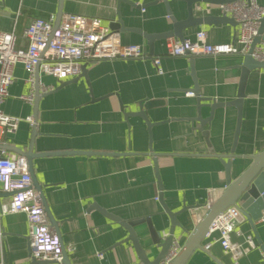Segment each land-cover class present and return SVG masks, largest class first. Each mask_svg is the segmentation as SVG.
<instances>
[{
    "label": "crops",
    "instance_id": "0c3cea01",
    "mask_svg": "<svg viewBox=\"0 0 264 264\" xmlns=\"http://www.w3.org/2000/svg\"><path fill=\"white\" fill-rule=\"evenodd\" d=\"M127 1L63 0L62 4L64 13L96 17L108 27L122 20L124 26L118 31L123 44H140L146 57L90 62L86 70L88 79L74 76L60 88L67 80L39 72L41 83L54 88L43 94L38 105L35 152H123L116 156L51 153L34 157L32 161L33 174L42 185L56 219V225L49 219L51 228L60 235L65 247L74 246V250L67 251L70 264H141L130 241L117 244L129 232L98 208L122 220L141 221L134 230L143 245L148 242V226L164 234L168 232L170 218L157 199L159 184L150 146L159 153L157 160L165 202L173 211L184 203L190 207L188 212L192 218L184 222V229L177 226L175 230L174 242L180 246L205 214L207 204L227 187L225 165L209 151L199 128L204 126L209 131L215 154H227L234 143L238 108L227 105L211 114L212 108L206 105L209 102L201 101V107L199 97L218 102L235 99L244 56L171 57L165 54L167 38H156L150 53L145 34L171 30L173 21L168 8L161 0ZM169 4L175 18L186 19V9L177 11L179 4L185 8L184 3L169 0ZM219 5L206 3L199 7L196 4L194 16H221ZM58 9L59 0H0V29L14 31L17 46L26 48L28 40L23 34L30 21L51 17L56 20ZM237 28L238 25L228 22L201 24L183 33L185 39H195L196 32L203 30L209 42L225 43L236 39ZM157 56L161 57L162 73L155 63ZM13 74L15 78L8 87L9 95L2 103V110L8 115L20 116L22 121L15 133L4 134L0 128V140L15 149L17 146L28 151L34 129L27 118H34L35 108L34 101L29 102L22 96L30 95L34 87L28 82L22 63L14 67ZM195 79L200 95H188L195 88ZM244 87L242 124L235 148L239 157L233 158L231 167L234 178L252 163L253 159L247 155L264 149V68L253 70ZM145 99L157 101L156 107L148 110L153 122L150 129L141 116L126 120L121 108L123 103L126 111L138 110V101ZM200 114L204 125L197 119L191 121ZM6 196L0 195V198ZM1 218L0 264L31 263L28 217L19 211ZM180 218L183 220V215ZM255 226L260 242L246 216L237 225L244 235L252 234L258 246L237 261L221 247L216 240L219 233L215 231L185 264H264V216L255 221ZM244 235L233 234L232 238L243 242ZM207 244L209 249L205 248Z\"/></svg>",
    "mask_w": 264,
    "mask_h": 264
},
{
    "label": "built area",
    "instance_id": "2783aa9c",
    "mask_svg": "<svg viewBox=\"0 0 264 264\" xmlns=\"http://www.w3.org/2000/svg\"><path fill=\"white\" fill-rule=\"evenodd\" d=\"M219 8L222 14L234 17L238 23L236 39L233 42L211 43L205 31L199 30L195 39L181 41L175 36L167 38L165 54L171 57L250 54L257 61L264 60V31L259 34L264 17V3L259 0H237L220 4ZM30 22L23 34L28 40L26 48L17 46V34L14 31L0 29V128L4 134L15 133L22 121L20 116L8 115L2 110V103L9 95L8 87L15 78L14 67L18 63L23 64L29 76L28 82L34 87L37 70L60 80H67L80 75L84 63L147 56L140 44H123L119 31L112 30L96 17L65 12L57 26L53 17L47 20L37 18ZM257 37H260V42L252 47ZM155 63L158 72L162 73L160 56L155 58ZM39 86L42 92H49L54 88L42 84L40 80ZM188 95H194V92L191 91ZM22 98L32 102L35 93L32 90L30 95ZM27 120L33 123V117H28ZM0 192L9 193L6 198H0V220L4 214L19 211L28 217L31 258L65 264L63 251H72L74 246L65 247L59 234L51 228L40 192L32 181L28 160L23 154L1 150ZM211 204L212 202H209L207 208ZM244 218L245 215L238 205L233 204L216 216L209 227L208 236L218 231L216 240L227 253L232 254L235 261L258 247L252 234L244 235L237 228ZM233 234L244 235V241L233 240ZM209 246L210 244H207L205 248L209 249ZM180 250V244L174 242L161 264H170Z\"/></svg>",
    "mask_w": 264,
    "mask_h": 264
},
{
    "label": "water",
    "instance_id": "95a60500",
    "mask_svg": "<svg viewBox=\"0 0 264 264\" xmlns=\"http://www.w3.org/2000/svg\"><path fill=\"white\" fill-rule=\"evenodd\" d=\"M127 1V0H125ZM160 1V0H159ZM165 2L166 7L168 8V14L169 17L173 21V27L171 30L160 33V34H154L149 35L145 34V37L149 40V46H150V53L153 51V44L156 38H170L172 36H177L181 41L185 40L184 31L188 30L191 27L201 25V24H219L228 22L231 24L238 25L237 21L234 17L229 16L228 14L224 13L221 16H202V17H196L194 16V7L197 4V6L202 7L203 4L206 3H218V4H224L226 2H233L237 0H176L181 3L185 4V8L182 4H179L177 6V11L181 12L186 9V19L184 20H178L175 18V15H173V12L171 10L169 0H161ZM128 2V1H127ZM63 0H59V9L57 13V18L55 20L56 26L60 23V18L62 14L64 13L63 10ZM130 4H134L133 2H130ZM171 11V12H170ZM124 26L123 21H119L118 23H112L110 25V28L114 31H117L121 29ZM264 31V17L262 18L259 34L263 33ZM264 38V36H263ZM260 42V37H257L255 41L252 44V47H254L256 44ZM87 63H84L81 69L80 78H86L88 79V75L86 74L87 70ZM264 68V60L257 61L252 57V55L247 54L244 56L243 64L241 65L242 75L241 79L239 81V91L237 94V97L233 100H227V102H218L212 98H203L199 97L200 103L199 106L202 107L203 104H201V101H207L209 104H206L207 106H210L212 108L211 114L214 113V110L218 107H226L227 105H235L238 108V117H237V128L234 135V143L231 148V150L227 154H215L214 148L212 145V142L210 141V134L209 131L204 130V126L200 127L199 129L203 131L205 140L207 141L209 151L213 153L214 155L220 157L222 159L224 165H225V174L227 176V187L222 191L221 195L216 198L212 204L207 208L205 211V214L198 220V222L195 224V227L193 229V232L189 235L187 241L183 246H181V250L178 253V256H176L170 264H185L190 256L196 251L197 248H202V242L208 237V234L210 232L209 227L212 223V220L222 213L223 210L230 207V205L237 204L240 210L243 212V214L247 217V219L252 223L253 229L255 231V235L257 239L260 242L259 239V232L258 229L255 226V221L261 219L264 216V149L260 153L254 154V155H247L249 158H252V163L244 170L241 174H239L237 177H233L231 173V167L233 163L234 157H239L237 154H235V148L238 143V137L240 134L241 129V119H242V111H243V101L245 94V83L247 82V79L250 75V73L253 70ZM37 79L34 86V108H35V116L33 118V135L31 142L29 144L30 149L28 151L23 150L20 147L16 146V149L14 147H10L7 144L0 143V152L2 149H10L13 151H17L20 154H23L26 156L28 160V164L30 167V171L32 173V181L34 182L36 188L40 192L41 199L43 200V204L45 207V212L47 217L50 219L52 225H56V219L53 217L52 212L48 206L47 200L45 199L44 192L42 189V185L37 181L36 176L33 169L32 161L34 157L37 156H44V155H50L51 153H78V154H84V155H110V156H116V155H122V153L117 152H97V151H79V150H69L66 152H35L34 151V140L36 138V135L38 134V130L36 129V123H37V117H38V105L40 102L41 97L43 94H46L47 92H41L40 86H39V72L37 70L36 72ZM75 79V80H79ZM72 80H67V82L60 85L58 88L66 85L67 83L71 82ZM195 90L191 89L190 92H194V94L200 95V88H198L197 80L195 79ZM57 88V89H58ZM157 105V101H151L149 99L138 101V110L134 111H126L125 105L121 103V108L124 112L125 119H129L130 116H141L146 124L150 127H152L153 122L150 120L148 115V110L155 108ZM200 107V108H201ZM198 120L202 125H204V120L201 117V114L198 115L195 118H192L193 120ZM206 120V119H205ZM209 122V120L207 119ZM196 129H198L196 127ZM150 156H152V161H154L155 171H156V178L159 184V200L163 206L164 212L167 213V215L170 218V226L168 228V232L164 234L163 231H157L155 229H151L148 226V232H150L146 237H148V242L145 243V245L142 244L139 238V234L134 230V226L141 221L135 222V221H129V220H122L121 218L117 217L116 215H113L109 212H105L104 210L98 208L100 212L109 217L112 221H115L119 223L123 228L129 232V235L126 236L123 240L119 241L117 244H124L125 242H131L134 250H136L137 257L141 264H161V261L165 258V256L170 251V248L174 244V241L176 239V227L179 226L182 229H184V222L188 221L190 217V213L188 210L190 207L184 203L183 207L178 209L177 211H173L169 208L167 203L164 200L163 196V184L162 179L160 178V170H159V163L157 160V157L159 153H155L152 149V146H150ZM0 195H9V193L0 192ZM183 215L184 219L182 220L180 216ZM5 235V233L3 234ZM1 236V233H0ZM60 236V235H59ZM0 247L2 246V236L0 237ZM264 249V246L262 247ZM64 263L70 264L69 261V253L64 249ZM43 263H50V261H42L38 259H32L31 263L27 264H43Z\"/></svg>",
    "mask_w": 264,
    "mask_h": 264
}]
</instances>
